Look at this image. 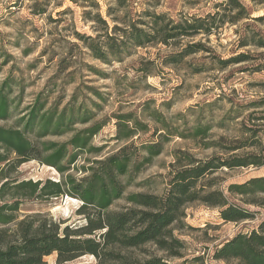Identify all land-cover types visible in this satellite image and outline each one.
Returning <instances> with one entry per match:
<instances>
[{
  "label": "trees",
  "instance_id": "1",
  "mask_svg": "<svg viewBox=\"0 0 264 264\" xmlns=\"http://www.w3.org/2000/svg\"><path fill=\"white\" fill-rule=\"evenodd\" d=\"M214 8L203 18L166 22L164 15H147L151 22L137 20L139 23L134 21L135 14L126 10L123 18L115 20L124 28L113 25L111 29L97 15L95 20L104 26L105 33L94 38L79 34L76 37L92 58L122 62L132 56L131 49L168 45L170 40L183 36L209 38L225 25H240L235 30L236 48L259 52L234 53L218 63L224 68L254 60L258 62L255 72L264 73V30L258 28V24L264 25V16L252 17L239 0H224ZM204 50L201 43L187 45L171 55L168 64ZM12 85L16 82L11 76L0 84V121L13 122L10 127H0V264H48L45 258L52 255L55 264H70L85 256L92 257L94 264H207L203 255L191 252L181 239L180 233L191 229L185 223L189 206L200 204L217 209L223 224L253 221L256 211L249 207L264 210V175L230 183L223 190L218 185L220 173L264 168V97L252 101L248 105L251 109H229L231 121L239 120L230 137H215L210 133V124L180 130L176 117L167 118L151 108L152 101H145L138 116H112L115 133L109 141L121 147L103 158L100 154L105 145L93 146L92 140L109 121L95 122V113L88 110H99L98 104L88 105L86 98L79 102L74 92L65 106L61 107L60 98L49 105L50 92H41L32 104L20 110L19 101L11 99ZM257 85L264 90V82ZM86 89L100 102L105 101L95 89ZM64 137V142L51 140ZM175 138L199 141L201 150L220 154L200 159L188 151L174 150L166 175L167 187L161 195L125 194L133 178L150 167ZM86 154L92 158L83 157ZM79 158L84 163L76 168L80 173L76 178L68 172ZM33 160L54 168L61 179L33 182L10 178V173ZM62 196L81 203L76 214L82 218V225L38 214L24 216L12 231L7 229L16 221L15 214L24 200ZM118 201L123 205L111 210ZM211 258L224 264H264V217L250 231L238 232L215 246Z\"/></svg>",
  "mask_w": 264,
  "mask_h": 264
},
{
  "label": "rangeland",
  "instance_id": "2",
  "mask_svg": "<svg viewBox=\"0 0 264 264\" xmlns=\"http://www.w3.org/2000/svg\"><path fill=\"white\" fill-rule=\"evenodd\" d=\"M223 1L128 0L123 4L122 0H0V84L9 76L16 85L20 84L12 85L11 93L13 102L19 101L20 110L32 104L41 92H50L49 105L60 98L61 107L65 106L74 92L79 102L86 98L88 105L93 102L98 104L101 107L99 110L92 107L88 110L95 113V122L109 121L92 140L93 146L105 145L100 154L103 158L121 147V144L109 141L115 133L112 116L122 113L138 116L140 105L149 100L152 101L151 108L159 110L167 118L176 117V125L180 130L196 124H210V133L215 137H230L234 135L232 133L237 129L236 123L239 120L231 121L229 109H251L248 105L252 101L264 97V90L257 85L264 82V73L255 72L257 61L224 68L218 63L234 53L259 52L252 48H236L235 30L240 25H225L218 34L209 38L204 35L183 36L170 40L168 45L130 48L132 56L122 62L111 59L107 63L92 58L82 41L76 37L79 34L94 38L105 33L104 26L95 20L97 15L106 22L109 29L113 25L124 28L115 20L123 18L126 10L135 14L134 21L137 23V20L151 22L147 15H164L166 22L168 19L183 21L213 13L215 5ZM239 1L252 17L264 16V0ZM145 12L148 14L144 15ZM130 16L132 18L133 14ZM137 27L145 29L142 25ZM258 28L264 30V25L258 24ZM194 43H201L205 50L187 56L180 62L168 64L171 55ZM140 70L144 72H138ZM86 87L95 89L105 101L100 102ZM168 103L169 106L166 105ZM12 123V120L0 121V127H10ZM83 127L76 126L77 129ZM184 132L188 133V129ZM66 139L51 140L64 142ZM201 145L199 141L194 143L181 138L170 140L151 166L133 178L125 194L161 195L167 187L166 175L173 161L174 150L188 151L200 159L213 153L220 154L203 151ZM83 157L92 158L89 154ZM83 163V158H79L68 174L80 177L76 168ZM9 175L19 181L58 182L61 179L54 168L35 160L22 164ZM263 175L264 168L224 172L219 174L218 185L223 190L230 183L239 184ZM123 203L116 202L111 210L119 208ZM80 204L77 199L69 196L24 200L19 212L15 214L16 221L7 229L12 231L24 216L38 214L54 221L82 225V218L76 214ZM249 209L256 211L253 221L223 224L217 209L200 204L189 206L185 223L191 229L182 231L181 239L186 241L191 252L203 255L207 264H224L212 260L214 247L238 232L250 231L264 217L263 209ZM45 261L55 264V255L45 258ZM70 264H94V259L85 256Z\"/></svg>",
  "mask_w": 264,
  "mask_h": 264
}]
</instances>
